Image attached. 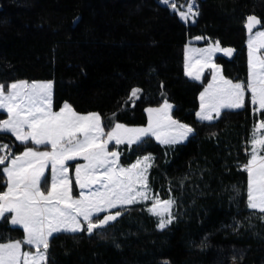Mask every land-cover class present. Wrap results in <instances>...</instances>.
<instances>
[{
	"label": "trees",
	"instance_id": "obj_1",
	"mask_svg": "<svg viewBox=\"0 0 264 264\" xmlns=\"http://www.w3.org/2000/svg\"><path fill=\"white\" fill-rule=\"evenodd\" d=\"M198 1L196 21L185 22L161 0H0V83L52 80L55 109L69 102L78 112L97 111L107 132L110 122L146 124L148 107L165 100L174 104L176 119L194 128L185 142L146 136L118 144L123 164L152 155L150 195L175 200L171 224L161 230L148 201L122 206L111 211L122 213L114 222L92 235L54 233L48 264H207L217 241L249 245L237 257L240 264H264V213L248 208V174L241 167L264 110L247 92L244 107L201 120L199 95L211 70L200 81L185 71V46L201 35L199 44L219 41L234 49L215 59L226 77L246 83L247 17L264 27V0ZM133 88L141 90L139 98L129 100ZM5 116L1 112L0 121ZM0 144L9 146V159L35 146L6 132ZM8 161L0 165V192ZM5 217L0 242L23 240V228Z\"/></svg>",
	"mask_w": 264,
	"mask_h": 264
},
{
	"label": "snow or ice",
	"instance_id": "obj_2",
	"mask_svg": "<svg viewBox=\"0 0 264 264\" xmlns=\"http://www.w3.org/2000/svg\"><path fill=\"white\" fill-rule=\"evenodd\" d=\"M163 3L168 5L170 0H163ZM171 6L177 11L174 2ZM178 14L186 22L198 16L194 0L186 5L185 11H179ZM259 23L255 16L247 17V82L234 83L221 76L219 86L209 84L200 94V111L197 113L199 119L212 120L213 112L219 118L222 108L244 107L246 91L251 93V103L258 105L257 110H264V59L254 56L256 51L264 48V31L253 34V29ZM253 35L260 39L257 48H253ZM191 51L205 54L202 57L204 63L196 73L189 68L186 75L199 80L204 67H208L216 70L213 72L215 82L219 69L212 63L214 53L220 51L231 56L234 49L221 48L220 42L216 41L207 48ZM52 87L51 82L0 83V109L8 114L7 119L0 121V132L15 136L16 140L25 145L29 142L37 146L51 145V151L26 147L3 168L7 176V191L0 193V218H6L5 213H14L11 223L21 226L25 237L23 240L0 243V264H48L49 239L54 233L86 232L92 235L96 229L106 228L122 214L116 211L100 218V213H108L109 210L124 205L152 199L154 202L148 211L159 218L157 226L161 230L174 219L171 212L175 205L174 199L160 200L148 194L150 189L146 173L151 167L152 158L145 156L130 167L123 168L118 166L119 153L107 150L111 141L131 145L149 135L156 136L164 144L179 143L187 139L194 129L171 118L169 110L172 105L165 100L161 108L147 109V127L127 128L119 123L113 126L110 122L111 130L107 133V139H102L105 136V126L99 113L82 115L68 103L59 111H52ZM140 91L133 88L129 100L138 99ZM158 129L166 130L163 139L157 134ZM260 129H264V121L257 125V131ZM250 144V159L241 166L248 174L247 206L264 213V155H260L264 150V135L256 138L254 132ZM6 151L7 155H0V165H5L11 156L9 146L0 144V153ZM78 156H82L88 164L76 166L75 182L80 189L89 191H80L79 198H74L65 162ZM49 164L50 185L45 176V169ZM96 185L100 187L93 191ZM94 216L97 217L96 220L93 219ZM81 218L85 223L81 222ZM24 245H32L35 251H24Z\"/></svg>",
	"mask_w": 264,
	"mask_h": 264
},
{
	"label": "rangeland",
	"instance_id": "obj_3",
	"mask_svg": "<svg viewBox=\"0 0 264 264\" xmlns=\"http://www.w3.org/2000/svg\"><path fill=\"white\" fill-rule=\"evenodd\" d=\"M163 2V0H161ZM175 3L176 5V9H177V13L179 11H185L186 10V5L190 2H193V0H187L185 2H181V1H178V0H170V3L168 5H170V7L172 8V3ZM198 4H199V1L198 0H194V5H195V9L198 10L199 12V9H198ZM173 9V8H172ZM179 15V14H178ZM180 17V16H179ZM198 16H195L191 19H189L187 22H195L196 19H197ZM183 20V19H182ZM185 21V20H183ZM186 22V21H185ZM256 31H264V27L262 28H257V25L256 27L253 29V34L256 32ZM197 37H203L201 35H198V36H195V37H192L189 42L186 44L185 46V71H187L189 68L193 71V73H196L199 69H200V65L202 63H204V60L202 59V57L205 55L203 53H200V52H196V51H191V49H204V48H207L209 46V44H214L216 41H212L210 42L209 44H199L200 42H202L204 39H196ZM204 38V37H203ZM248 41H249V34H248V38H247V45H248ZM260 42V39L259 38H255L254 35H253V48H257L258 44ZM198 43V44H197ZM200 45V46H199ZM220 47L223 48L220 44ZM248 52H249V49H248ZM224 54L223 52H220V51H217L214 53L213 57H212V63H214L215 65L218 66V69L219 71L217 72V79L216 81L214 82L213 81V72L216 71L215 69H210L208 67H204L203 71L200 73V76H201V79H203L206 71L208 69L211 70V82L209 84H213L214 87L216 86H219L221 81H220V77L222 76L224 79H228V80H232L228 77H226L223 73V70H222V66L221 64H219L217 61H216V55L218 54ZM254 56L256 57H260L261 59H264V48H260L258 51H256L254 53ZM249 58V57H248ZM199 80V81H200ZM18 81H28V80H17V81H13V82H18ZM210 81V80H209ZM234 83L235 82H240V81H234L232 80ZM11 82V83H13ZM28 82H51L53 87H52V90H51V103H52V111L53 112H57L59 111L63 105L65 103H68L70 104L69 102H64L63 105L59 108V109H55L54 108V83L52 80H31V81H28ZM10 84V83H9ZM208 84V83H207ZM206 84V85H207ZM208 84V85H209ZM205 87L207 88L208 85ZM204 87V88H205ZM205 88V89H206ZM204 89V90H205ZM204 90L202 92H204ZM246 94H247V91H246ZM246 94H245V100H246ZM251 95V93H250ZM165 102V101H164ZM164 102L158 106H151V107H148L149 108H153V109H156V108H161L164 104ZM170 105H172L171 109L169 110V115L171 116L172 119L176 120V121H179L181 124H186L188 125L189 127H191L192 129L193 126L186 123V122H183V121H180L178 119H176L173 114H172V111H173V108H174V104L171 102V101H167ZM71 105V104H70ZM72 106V105H71ZM256 109L258 108V105H255ZM73 108V106H72ZM74 109V108H73ZM225 109V108H222L220 110V112ZM75 110V109H74ZM76 111V110H75ZM1 112H5L6 113V116L1 118V121L4 120V119H7L8 118V114L7 112L4 110V109H0V113ZM77 113L79 114H88V113H99L97 111H91V112H78L76 111ZM148 113V112H147ZM198 113V112H197ZM100 114V113H99ZM214 114H216L215 112L212 113V116L214 117ZM101 115V114H100ZM102 117V116H101ZM198 117V116H197ZM260 121H264V120H259L257 125L259 124ZM148 122H149V116H148ZM148 122L146 124H143V125H127V124H123V123H119V124H123L125 127L127 128H143V127H147L148 126ZM102 123H103V120H102ZM104 125V124H103ZM257 125L255 126V129L253 131V133L255 132V136L256 138H259L261 135H264V129H260L259 131H257ZM27 130V129H26ZM104 131H105V136L102 137V139H107V130L106 128L104 127ZM165 131L166 130H163V129H158L157 130V134L161 137V139L164 138V135H165ZM173 132H175V129L172 130ZM194 133V131H193ZM193 133L189 134L187 139L190 137V135H192ZM149 136H152L153 138H155L158 142L161 143V140L160 139H157L156 136L154 135H149ZM144 138V137H143ZM142 138V139H143ZM253 138V134H252V137L251 139ZM187 139L181 141V142H185ZM164 144V143H163ZM112 145H116L114 147H112ZM33 148L39 150V151H51V145H35V146H32ZM107 150L109 152H117L119 153V157H118V166L119 167H123V168H128L130 167L131 165L135 164L138 160H142L143 157L145 156H149L152 158V155L151 154H145V155H142L140 156L139 158H137L134 162L130 163V164H123L120 160V152L118 150V144L115 143V141H111L108 143L107 145ZM251 153V151H250ZM260 155H264V151L262 150L260 152ZM249 159H250V156H249ZM152 162V159L150 161V163ZM88 164V161H86L85 159H83L82 156H78L76 159L74 160H68L65 162V166L68 168V176H69V179L72 181V184H71V189H72V195L74 198H79V193L80 191H84L85 193H87L89 190L88 189H80L79 186L76 184L75 182V176H76V166L77 165H86ZM141 167H143V164L141 165ZM148 174H149V168L147 170V183H148V187H149V182H148ZM82 175H83V170H82ZM45 176L48 178V182H49V185L51 183V165L49 164L48 168H46V171H45ZM43 187H44V184H43ZM100 186L99 185H96L94 186V188L92 189L93 191L96 189V188H99ZM150 189V187H149ZM142 190V189H141ZM149 195L151 194V191H149L148 193ZM151 196V195H150ZM153 198H158V197H154L152 196ZM160 200H167V199H161L159 198ZM170 199V198H169ZM172 199V198H171ZM149 203V208L152 206L153 204V200L150 199V200H147ZM147 201H141V202H147ZM139 203V202H138ZM134 204V203H133ZM131 205V204H130ZM126 206V205H124ZM174 207V206H173ZM173 207L171 209V212L173 211ZM119 208V207H118ZM117 209V208H116ZM115 209H111L109 210V212L113 211ZM100 214H104V213H100ZM99 214V215H100ZM166 218V217H165ZM81 222H82V218H81ZM83 223V222H82ZM249 248V245L247 244H241V243H233V242H222V241H217V242H214L212 243L209 251H208V255H207V264H240L239 260H238V255L246 252Z\"/></svg>",
	"mask_w": 264,
	"mask_h": 264
},
{
	"label": "crops",
	"instance_id": "obj_4",
	"mask_svg": "<svg viewBox=\"0 0 264 264\" xmlns=\"http://www.w3.org/2000/svg\"><path fill=\"white\" fill-rule=\"evenodd\" d=\"M198 44V43H197ZM209 44V43H208ZM207 45V44H206ZM200 46V45H199ZM190 77V76H189ZM191 78V77H190ZM193 79V78H192ZM201 79V78H200ZM199 79V80H200ZM212 79V78H211ZM211 79H210V81L208 82V84L211 82ZM207 84V85H208ZM206 85V86H207ZM206 88V87H205ZM205 88H203V90L205 89ZM202 90V91H203ZM202 91H201V93H202ZM200 93V94H201ZM199 98H200V95H199ZM201 103V102H200ZM244 104H245V98H244ZM200 111V107H199V109H198V111L197 112H199ZM216 118V114H214V117H213V119H215ZM212 119V120H213ZM33 148V147H32ZM35 149V148H34ZM22 153V152H21ZM21 153H19V154H16L15 156H18V155H20ZM14 157V156H13ZM12 158V157H11ZM11 158L9 159V161H8V164L6 165V166H8L9 164H10V160H11ZM45 171H46V169H45ZM6 178H7V176H6ZM42 187H43V181H42ZM5 191H7V187L3 190V191H1L0 193H2V192H5ZM6 214H8V213H5V215ZM10 215H11V217L14 215V213H9ZM95 217V216H94ZM93 217V218H94ZM1 219V218H0ZM82 222L83 223H85L84 221H83V219H82ZM12 224V223H11ZM13 225V224H12ZM14 226H18V225H14ZM19 227H21V226H19ZM10 241H14V240H10ZM10 241H6V242H0V243H7V242H10ZM24 251H35V249H34V247L32 246V245H24V249H23Z\"/></svg>",
	"mask_w": 264,
	"mask_h": 264
},
{
	"label": "water",
	"instance_id": "obj_5",
	"mask_svg": "<svg viewBox=\"0 0 264 264\" xmlns=\"http://www.w3.org/2000/svg\"><path fill=\"white\" fill-rule=\"evenodd\" d=\"M227 56V55H226ZM106 214H114V213H112V212H108V213H104V214H102L101 216H100V218H102L104 215H106Z\"/></svg>",
	"mask_w": 264,
	"mask_h": 264
}]
</instances>
